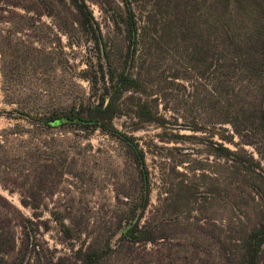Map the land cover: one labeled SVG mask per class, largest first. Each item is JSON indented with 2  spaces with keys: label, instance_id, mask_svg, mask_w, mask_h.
I'll return each mask as SVG.
<instances>
[{
  "label": "rangeland",
  "instance_id": "rangeland-1",
  "mask_svg": "<svg viewBox=\"0 0 264 264\" xmlns=\"http://www.w3.org/2000/svg\"><path fill=\"white\" fill-rule=\"evenodd\" d=\"M165 1L134 0L140 31L131 72L142 91L125 94L126 115L114 120L146 154L151 203L140 224L165 237L131 244L122 232L141 211L143 181L121 136L38 120L94 101L107 51L124 68L123 4L87 0L93 33L71 0H0V264L34 263L35 242L56 264H82L80 251L93 247L105 251L101 264H241L240 239L264 214V129L238 135L221 123L226 72L214 78L193 55L210 35V10L201 19L205 38L184 39L167 25ZM245 79L243 97L264 81ZM139 98L164 120L139 121ZM213 142L240 157L217 155ZM9 236L13 252L4 251Z\"/></svg>",
  "mask_w": 264,
  "mask_h": 264
},
{
  "label": "trees",
  "instance_id": "trees-1",
  "mask_svg": "<svg viewBox=\"0 0 264 264\" xmlns=\"http://www.w3.org/2000/svg\"><path fill=\"white\" fill-rule=\"evenodd\" d=\"M120 1L124 6L122 23L127 39L124 68L116 67L107 51L105 58L107 75L103 78V86L100 89L102 91H96L97 98L92 102H83L66 110L54 111L38 120L46 127L70 124L81 130L102 129L121 136L139 166L140 178L143 181L141 211L138 216V213H131L127 217L128 224L122 232V237L124 241L131 244L155 243L165 238L164 233L140 224L151 203V184L145 151L134 135L122 133L114 125L115 118L126 115L122 102L125 94L131 91H142L141 80L131 72L139 46V20L136 16L134 0ZM71 2L83 29L96 33L94 15L87 0H71ZM164 6L171 12L167 25L175 26L174 30L179 28L184 39L190 36L196 40L205 38L201 31V19L205 15V10H210V35L207 36L206 41H201V44L196 42L193 55L200 65L207 66L206 70L214 78L217 79L220 74L226 72L228 97L226 100L218 101L223 105L225 112V118L221 123L229 124L238 135L252 128L264 129V81L254 95L251 94L248 97L242 96L241 87V81L246 82L245 77L249 79L264 77V0H167ZM135 106V114L139 121L164 120L154 114L148 102L140 98ZM233 139V135L226 137L230 143H234ZM213 145L217 155L240 157L238 151L226 147L224 143L213 142ZM234 158L232 161H237L236 156ZM29 160L28 158L26 162L29 163ZM22 203L25 206L33 205L27 200H23ZM4 241L8 244L4 251H15L16 244L15 241L10 240V236L4 238ZM219 242L225 244L222 239ZM26 245H31L29 231ZM33 246L38 258L30 264H56L53 259H43L41 246L39 247L36 242ZM263 249L264 214L255 217L253 225L240 239L241 264H260ZM104 256V250L93 247L87 251L81 250L79 259L82 264H101ZM225 258L227 260L232 258L230 252L225 253ZM1 264H7L5 259ZM13 264H23V262Z\"/></svg>",
  "mask_w": 264,
  "mask_h": 264
}]
</instances>
